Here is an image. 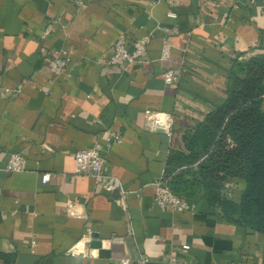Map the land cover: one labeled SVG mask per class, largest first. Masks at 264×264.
<instances>
[{
	"label": "crops",
	"instance_id": "obj_1",
	"mask_svg": "<svg viewBox=\"0 0 264 264\" xmlns=\"http://www.w3.org/2000/svg\"><path fill=\"white\" fill-rule=\"evenodd\" d=\"M52 20L60 24L42 38ZM123 35L150 36V64L100 62ZM163 39L172 46L167 61ZM56 50L69 58L60 75L49 68ZM259 55L264 0H88L82 7L0 0V264H135L141 256L149 264H264V235L226 220L199 187L179 186L192 212L155 205L156 182L172 181L166 169L175 147L147 121L170 113L188 134L224 102L233 61ZM168 69L178 75L170 85L162 77ZM116 134L121 140L107 148ZM96 143L105 148L106 173L128 190L125 200L76 175L75 153ZM15 153L24 165L10 174ZM243 189L229 179L220 195L238 202ZM84 238L85 253L71 255Z\"/></svg>",
	"mask_w": 264,
	"mask_h": 264
},
{
	"label": "trees",
	"instance_id": "obj_2",
	"mask_svg": "<svg viewBox=\"0 0 264 264\" xmlns=\"http://www.w3.org/2000/svg\"><path fill=\"white\" fill-rule=\"evenodd\" d=\"M264 55L233 61L224 102L188 134L173 127L166 175L169 187H199L224 218L264 235ZM185 131L184 134L181 131ZM180 133V134H179ZM181 142L184 150L180 149ZM189 180L183 182V178ZM243 184L238 202L220 195L228 180ZM167 181V179H166Z\"/></svg>",
	"mask_w": 264,
	"mask_h": 264
},
{
	"label": "built area",
	"instance_id": "obj_3",
	"mask_svg": "<svg viewBox=\"0 0 264 264\" xmlns=\"http://www.w3.org/2000/svg\"><path fill=\"white\" fill-rule=\"evenodd\" d=\"M166 1L169 5L173 4V0H156V2ZM78 7L84 6L88 0H72ZM168 17L175 19L176 13L170 11ZM60 24V20L49 21L42 33V38L49 37L56 29V26ZM151 42L150 36H144L141 39L128 41L125 35L118 38L111 49V56L108 59H100V62H104L114 66H132V65H148L150 61L147 59V50ZM172 46L170 42L163 39L161 46L162 61H167L171 56ZM69 63V58L65 51L56 50L52 54V59L49 61V68L55 75H60ZM162 77L164 82L168 85L173 84L178 80V75L174 70L168 69L163 71ZM147 121L149 125L156 131L166 134L168 137H172L175 118L173 114L154 112L147 115ZM158 121H162L158 123ZM119 135H113L107 139V148H111L115 143L120 141ZM105 146V147H106ZM105 148L102 144L96 143L92 148L79 150L75 153V165L76 175L89 176L94 180L96 188L105 191L109 194H113L116 191L122 195L121 198L125 200L128 195V190L122 185H118L115 178L110 176L105 171L106 157ZM24 160L21 154H12L7 162L6 171L10 174L20 172L23 169ZM50 179V174H45L41 178L42 184H47ZM154 203L162 211H172L177 213L192 212L195 210V206L174 193L164 182L160 179L155 184ZM78 244L73 246L69 253L73 256L82 255L85 253V246L83 250L77 247ZM184 251L189 249V246H183ZM149 259L145 256H141L136 259L135 264H149ZM131 259L125 258L120 261V264H131ZM171 262L175 263L174 257L171 258Z\"/></svg>",
	"mask_w": 264,
	"mask_h": 264
},
{
	"label": "clouds",
	"instance_id": "obj_4",
	"mask_svg": "<svg viewBox=\"0 0 264 264\" xmlns=\"http://www.w3.org/2000/svg\"><path fill=\"white\" fill-rule=\"evenodd\" d=\"M161 122H162V121H158V123H161ZM85 243H86V238L82 239V240L78 243L77 247H78L80 250H83V248H84V246H85Z\"/></svg>",
	"mask_w": 264,
	"mask_h": 264
},
{
	"label": "water",
	"instance_id": "obj_5",
	"mask_svg": "<svg viewBox=\"0 0 264 264\" xmlns=\"http://www.w3.org/2000/svg\"><path fill=\"white\" fill-rule=\"evenodd\" d=\"M99 243H100V242H94V241H93V242H91V244H90V245H91V246H95V245H97V246H98V245H100Z\"/></svg>",
	"mask_w": 264,
	"mask_h": 264
}]
</instances>
